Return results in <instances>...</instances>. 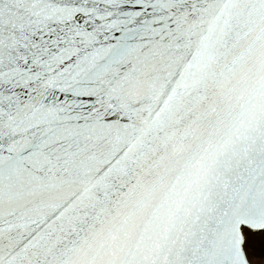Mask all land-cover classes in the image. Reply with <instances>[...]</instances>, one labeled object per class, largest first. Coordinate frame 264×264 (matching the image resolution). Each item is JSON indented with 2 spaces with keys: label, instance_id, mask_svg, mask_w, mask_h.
I'll list each match as a JSON object with an SVG mask.
<instances>
[{
  "label": "snow or ice",
  "instance_id": "1",
  "mask_svg": "<svg viewBox=\"0 0 264 264\" xmlns=\"http://www.w3.org/2000/svg\"><path fill=\"white\" fill-rule=\"evenodd\" d=\"M0 264H264V0H0Z\"/></svg>",
  "mask_w": 264,
  "mask_h": 264
}]
</instances>
